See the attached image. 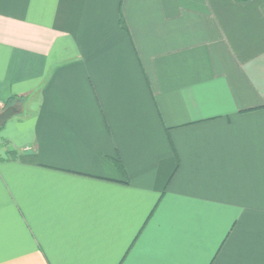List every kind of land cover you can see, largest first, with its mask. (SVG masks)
Masks as SVG:
<instances>
[{
	"label": "crops",
	"instance_id": "obj_1",
	"mask_svg": "<svg viewBox=\"0 0 264 264\" xmlns=\"http://www.w3.org/2000/svg\"><path fill=\"white\" fill-rule=\"evenodd\" d=\"M0 264H264V0H0Z\"/></svg>",
	"mask_w": 264,
	"mask_h": 264
},
{
	"label": "trees",
	"instance_id": "obj_2",
	"mask_svg": "<svg viewBox=\"0 0 264 264\" xmlns=\"http://www.w3.org/2000/svg\"><path fill=\"white\" fill-rule=\"evenodd\" d=\"M116 164H117L118 166H121V162H120L119 160L116 161ZM121 167H122V166H121Z\"/></svg>",
	"mask_w": 264,
	"mask_h": 264
}]
</instances>
